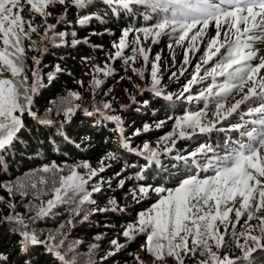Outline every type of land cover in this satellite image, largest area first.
Listing matches in <instances>:
<instances>
[{"label":"trees","instance_id":"16d2710c","mask_svg":"<svg viewBox=\"0 0 264 264\" xmlns=\"http://www.w3.org/2000/svg\"><path fill=\"white\" fill-rule=\"evenodd\" d=\"M66 3L69 8L68 15L59 17L58 20L55 18L57 26L51 38L46 42L45 48L38 51L40 58L39 63L36 64V75L31 76L33 68L32 63H29L28 69L21 75L22 78L13 77L17 84L27 77L23 87L29 89L28 93L35 88L32 92L31 106L36 109L34 112L36 117L23 120L13 144L0 149V264H59L45 253V248L41 244V246H32L31 251L24 253L21 234L12 228L11 220H2L4 215L21 218L31 222L32 228L38 234H42L37 236L39 240L42 238L49 242L57 240V234L62 228L61 218L57 223H47V217L57 218V216H52L51 213L38 215L36 212L38 205L33 202V197L24 194V197L20 198L16 193V183L24 182L31 175L39 174L46 166L53 169L56 166L69 167L90 161L97 168L103 169L109 164L102 170L101 178L95 182L98 183V191L94 192L96 196L88 203L90 210H98L99 213L89 221H81L79 227L73 230L71 237L75 236L81 246L93 241L99 242L102 250L107 249V254L112 251L106 262L97 261L95 264H129L135 261L134 256L140 244H147L148 233L133 232L135 239L129 238L122 250L117 252V243L112 244L106 240L113 238L121 242L124 239L122 233H119L121 228L139 222L141 213L148 216L153 205L166 196L165 192L156 193L153 189L171 190L179 187L190 177L204 178L203 173L211 169L207 167L209 160L223 157L228 153L223 152L226 149L224 144L227 135L215 133L205 140L181 141L177 138L178 132H176L177 121H182L181 129L188 134L197 133L198 127H191L184 121V117L190 114L200 113L201 123L214 119L210 116L214 114L216 103L221 98L215 95L209 96L207 89L213 88L214 93L219 91L218 86L226 77H212L206 74L205 69L210 70L223 55H226L225 48H222L206 66H203V60L197 62L201 65L199 77L203 79L198 77V82L191 84L186 91L196 68L194 62L199 56L192 62L188 60V63H185L186 58L178 53L175 55L177 60L172 63L173 49L177 46L176 38L180 34L179 31L173 33L169 27L168 33L161 34L159 41H154L150 34L145 37L144 32L141 31L143 28L155 29L154 26L165 15L170 16V13L152 12L144 5H131L130 9H123L119 5L109 4L108 0H86L83 7L68 0ZM86 17L87 21L80 23ZM214 27L211 26L212 29ZM125 30L129 32L127 43L130 44V50L117 58L114 64L116 73L108 75L99 90V93L107 98H113L114 95V106L117 111L114 113L123 122L122 126H119L96 114L102 109L103 101L97 96L96 101L87 98L89 107L86 111L77 108L73 99L69 102L68 100L71 92H84L85 85L82 79L85 71L102 58L116 52L114 45L123 37ZM209 37L210 33L203 43ZM140 39L153 49L154 55L162 52L163 56H168L170 66L163 74L164 81L160 88L163 95L159 96L151 89L137 92L136 86L140 81L135 73H131L130 80L126 79L127 71L124 72V68L133 66L128 57L139 54V51L134 52L133 49H136ZM168 39L173 41L169 43ZM228 39H235L233 33H229ZM250 43L254 44L252 41ZM203 49H206L205 45ZM164 62L163 58L159 60L162 66L165 65ZM250 63L258 62L253 60ZM177 64L178 66L174 68L173 66ZM190 64L192 67L185 71V67L191 66ZM261 75H264V70L261 71ZM31 78L34 86L31 84ZM117 85L119 86L116 93L112 94L113 87ZM119 89H121L120 93H118ZM201 93L204 95L202 96ZM131 95H136L137 103L135 105L132 103L129 107ZM126 101V105L121 107L120 104ZM60 103H65V106L60 112H54ZM260 104L259 97L250 99L244 104L243 111L233 115L223 126L230 129L243 125L241 123L244 119L243 114L259 107ZM68 108L73 109L72 113L66 114ZM256 115L258 120L259 114ZM239 135L241 132L237 135L230 133L229 137L238 138ZM156 141L159 142L160 150L167 149L175 142L179 144L177 162L167 157L164 158L162 167L157 165L150 167L149 162L137 154V152L151 154L154 151L151 142ZM186 156H194L199 160L191 161L186 159ZM141 186L149 188L145 195L146 200L136 205L131 202L128 204L126 197L130 191L139 190ZM27 199L28 201L25 202ZM72 200L79 206L85 203L80 194L74 195ZM110 201L119 203H110ZM25 204L27 207H23ZM105 206L106 211L101 213V209ZM15 207L18 213L12 212ZM51 210L57 209L52 207ZM115 210H118V213H115ZM63 211L70 212L66 209V205H63ZM58 214L63 215L59 210ZM257 215L264 216V211ZM230 219H236L234 213L230 214ZM245 220L246 216H242L234 228L229 225L224 246L213 247V251L222 258L232 260L233 264H264V257L246 262L245 249L240 246L246 243V238L233 236L234 232L245 231L247 227ZM248 224L255 227L254 235L260 234L257 219H252ZM222 229H224L223 225L220 226L223 233ZM28 230L35 233L30 228ZM202 259L207 257L198 253L195 257H185V263L199 264ZM170 264L176 262L172 260Z\"/></svg>","mask_w":264,"mask_h":264},{"label":"snow or ice","instance_id":"6c2138e0","mask_svg":"<svg viewBox=\"0 0 264 264\" xmlns=\"http://www.w3.org/2000/svg\"><path fill=\"white\" fill-rule=\"evenodd\" d=\"M53 3L65 4L66 0H0V39L5 46L4 50L0 51V73L8 71L15 77L23 70L21 57L25 50L20 44L21 36H27L25 23L31 31H36L31 20L25 21L21 15L24 5L30 6V11L51 15L50 12L45 13L43 10ZM72 3L83 7L86 0H72ZM108 3L119 5L123 9H130L131 5H144L152 12L170 13V16L165 15L154 26L156 31L153 28H143L141 31L144 32L145 37L149 33L159 37L161 34H167L166 30L171 27L173 33L177 31L180 33L176 40L177 44L189 38V33L197 29L190 37L194 47L197 37L205 34L204 29H207L210 23L214 24L216 35L208 41L207 53L202 62L207 64L221 52L222 48L226 49V55H223L214 67L210 70L205 69L206 74L212 77H226L218 86L219 91L214 93L213 88L207 89L209 96L215 95L221 98L216 103L215 115L219 119H226L253 97H259L261 100L260 106L250 109L249 112V114H259V119L252 122L259 127L241 132L242 136L248 138L247 143H241L223 157L209 160L207 167L213 170V175L203 179L196 176L185 179L174 190L153 189L156 193L167 191V195L153 205L148 216L144 213L140 214L138 231L148 233L146 250L151 252L157 261L172 258L176 264H185V257H195L199 253L207 257L200 260L199 264H233L231 260L218 256L213 251V247L224 246L229 225L234 228L242 216H246L247 227L245 231L234 232L233 236L246 238V243L240 245L244 247L245 255L255 251L256 248H264V216L257 215L264 211V154L261 151L264 149V75H261V71L264 70V55H260L250 43L255 40L264 42V0H218V2L217 0H108ZM87 19L86 17L80 23H85ZM198 25L202 27L197 28ZM222 25L225 29L223 40H221ZM48 27L53 26L48 25ZM229 33H233L235 39H228ZM128 35V30H125L117 46L120 50L125 47L124 38ZM9 49L14 51L9 52ZM190 50L192 49L189 48L188 51ZM133 51H139L144 61H148V55L143 47ZM115 56L120 57L121 51L118 50ZM128 59L134 62L135 56ZM155 59L159 61L160 57L157 56ZM253 60H258V63H250ZM185 63H188L187 59ZM158 70V65L154 63L151 72L154 84L159 83ZM200 71L201 65L197 64L186 91L191 84L198 82ZM26 80L27 77L24 78V81ZM24 81L17 84L12 79H0V149L12 145L17 138L23 123L21 115L25 111L35 115L31 112L32 96L28 94L29 89L23 87ZM96 83L98 84L99 81ZM245 88H247L246 92ZM31 91L34 92L35 88ZM241 93H243L241 99L226 107L225 102L229 97ZM104 107L109 108L110 105L105 104ZM72 111V108H68L66 114ZM200 116V113L190 114L184 117V121L191 127H198L200 132L209 131V127L201 124ZM107 118L118 119L113 116ZM44 122L51 123V121ZM180 135L183 136L184 133L181 132ZM43 171L48 172L50 169L46 166ZM92 175H96L95 170ZM85 183L84 178L76 171L62 177L60 187L55 188L54 198L47 201V209L41 208L38 215H47L56 202L62 200V195L67 196L69 191L73 195L84 193ZM148 191L149 188L145 186L139 189V193L144 195H147ZM87 199L88 195L85 194L83 200ZM110 203L115 202L110 201ZM232 213L235 215V220L230 219ZM254 218L259 221V235H254L255 227L248 224ZM8 219L13 218L8 217ZM18 222L26 229L22 219ZM217 222L224 226L223 233ZM135 231L137 228L130 226L124 232V236L135 239L132 235ZM20 234L24 246L46 243L39 240L35 233L27 230H22ZM50 239L54 240L55 237ZM112 243L117 242L114 240ZM92 247L97 246L92 245ZM49 251L55 249L49 247ZM55 255L64 261V264H70L59 251H55Z\"/></svg>","mask_w":264,"mask_h":264},{"label":"rangeland","instance_id":"374dc122","mask_svg":"<svg viewBox=\"0 0 264 264\" xmlns=\"http://www.w3.org/2000/svg\"><path fill=\"white\" fill-rule=\"evenodd\" d=\"M72 3V0H68ZM67 3L65 4H59V3H53L50 4L46 9H44L43 11L45 13L50 12L51 15H41L40 13L34 12V11H30V6H28L27 4L24 5L23 11L21 12V15L24 17L25 21L31 20L32 22V26L35 27L36 31L33 32L28 28L27 23H25L24 27H25V32L27 33V36L22 35L21 36V44L20 46L24 48V53L23 56L21 57L22 60V72L15 76L17 78L20 79L22 73L24 71H26L29 67V63H32V68L33 70H31V76H34V73L36 71V64L37 61L40 58V55L38 54V51H41L42 49L45 48V44L46 42L49 41V39L52 36V33L55 29V27L57 26L56 24V19L58 20L59 17H63L65 15H68V10L69 8L67 7ZM56 18V19H55ZM48 25H52V28H49ZM214 25L212 23H210L209 27L207 29H204V35L197 37V40L194 42V47H193V41L190 39V37L196 32L197 29H193V31L191 33H189V38L185 39L183 42H181L180 44H177V46L173 49V54H172V63H174L177 58L175 55H177L178 53L181 54L183 57H185L187 60H189V62H192L193 59H195L197 56H199V59L194 62L197 65V62L199 60H203L206 56L207 53V44L208 41L212 38L215 37L216 35V28L214 27L213 29L211 28V26ZM202 27L201 25H198L197 28ZM212 29V30H211ZM224 27L222 25L221 28V40L224 39L223 36V32H224ZM154 31H156L154 29ZM166 32L168 33V29L166 30ZM210 33V37L208 38V40L203 43L207 37V34ZM150 37L155 41V40H160V36L156 37L154 35V33H149ZM148 37V36H147ZM169 38V37H168ZM122 39V38H121ZM121 39L116 42V44L114 45L116 52L119 50L121 51V55L124 54L125 51L130 50V44L127 43V39H129V37L124 38L125 40V47L120 50L117 46L120 44ZM148 39V38H147ZM172 39H175V37H172ZM158 40V41H159ZM169 40V39H168ZM177 40V38H176ZM173 41V40H169V43ZM256 47L255 49L258 51V53L260 55H264V42L260 41V40H255L254 41ZM187 44V45H186ZM186 45V46H184ZM203 45L206 46V49H203ZM145 45L142 41V39H140L139 43L137 44L136 49L138 50L140 47H143V49L145 50L146 54L148 55V61L145 62L143 59V56L140 54H137V56H135V61H131L133 64V66H129V67H125L124 68V72L127 71L126 74V79L130 80L131 78V73H135L137 75L138 80L140 81L139 83H137V92H143L145 89H151L153 90L155 89H160L161 85H163V74L165 73V70L168 69V67L170 66L169 62H168V56H163L162 52H159L158 54L154 55V51L153 49L150 48V46ZM5 48V46L3 45V40L0 39V51H3ZM191 48L192 50L188 51V49ZM14 51V49H9V52ZM115 52V53H116ZM114 54H109L106 57L102 58L100 61L94 63L92 65V67L88 68V71H85L84 75H83V81L82 83L85 85V89L84 92L82 93H77V92H71L70 93V98L68 100V102L70 100H74L75 106H77V108L79 107V109H82L83 111L89 107L87 103H89V101H87V98H90L92 101H96V96L100 99H102V104H101V108L100 111H98V115L106 119H108V116H113V117H117L118 119H113L110 120L108 119L109 122L114 123L116 125L122 126V120L119 116H117L115 113L117 112L115 110V106H114V95L113 98H107L106 96H103L99 93V90L101 89V86L105 83L106 77L109 75H113L116 73V67L114 66L116 60L118 57L115 56ZM19 55V54H17ZM154 55V57H153ZM134 56V55H133ZM152 56V57H151ZM159 56L160 59H164V66L160 65L159 61H156V57ZM216 57V56H215ZM214 58V57H213ZM159 59V60H160ZM258 62V60H256ZM210 62V61H209ZM209 62L207 64H209ZM157 64L158 65V72H157V79L159 80V83L154 84L151 72L153 70V64ZM203 66H206L207 64H204L202 62ZM191 65V64H190ZM195 65V66H196ZM123 66V65H121ZM177 65H174L173 67H177ZM191 66L185 67V71H187ZM173 68V69H174ZM196 69V68H195ZM195 69H194V73H195ZM142 73V75L140 74ZM174 74V73H173ZM176 74V73H175ZM22 78V77H21ZM0 79H12L13 80V76L11 75L10 72L8 71H4L3 73H0ZM14 81V80H13ZM99 81V83L97 84L96 82ZM31 84L34 86V84L32 83V78H31ZM117 86L113 87V92L112 94L116 93L117 90ZM188 86V85H187ZM84 87V86H83ZM189 88V87H188ZM259 90V89H258ZM121 89L118 90V93H120ZM247 91V88H245V92ZM29 95L32 96V92L28 93ZM75 94V95H74ZM243 93L236 95L234 94L231 99L229 98V100H227L226 103V107L231 106V104L235 103L236 100L241 99ZM136 95H131L130 97H132V100H130L129 105H131L133 103V105H135L137 103V99L135 97ZM127 103L123 102L120 104V106H125ZM105 104H109L110 107L109 108H105L104 105ZM65 106V103H60L58 106H56V108L54 109V112H60L61 108ZM127 107V106H126ZM130 107V106H129ZM243 109V104L241 105L240 109L237 110V112L232 113L231 115H235L236 113H238L240 110ZM216 111V109H215ZM223 111V110H222ZM31 112L34 113L36 112V109L34 110L33 107L31 106ZM115 112V113H114ZM18 115H20L19 113H17ZM28 116V118H35V115H31L29 114L28 111H25L22 115H21V119L23 120H28L26 117ZM214 119L209 120V121H205L203 123H201L204 126L210 127L212 125H214V123L218 124L221 120L224 119H219L216 115L215 112L212 116H210ZM229 117V116H228ZM179 123V126H178ZM182 121H177L176 123V132L178 137L177 138H182L183 136L180 135L181 132L184 133V135H187L188 132L181 129L180 125H181ZM169 133V132H168ZM158 141L156 142H151V145H154V152L159 151L160 149H158ZM162 150V149H161ZM264 150V149H262ZM87 165V166H85ZM109 166L106 165L105 167ZM104 167V168H105ZM104 168H97L96 165L93 162L87 161V162H83L80 164H75L69 167H60V166H56V168L50 169V171L48 172H40L39 174H34L33 176L31 175L30 178H28V180L24 181V182H20V183H16V190H17V196L22 198L24 197L23 193H26L25 196H32L33 197V202L38 205L37 211L39 212L41 208H45L47 209V201L50 199H53L55 196V188L60 187V180L62 177H66L69 176L72 171H76L80 176H82L84 178V180L86 181L85 185H84V193H79L80 197L84 196L85 194L88 195V199L85 200V203L82 206H79L77 204H75V202L72 200L73 199V193L71 191H69L67 196H63L62 195V200L59 202H56L55 206L53 208H56V211L53 210H49L47 212V214L51 213V215H56L57 218H46V222L49 223H57L58 220H62V228L60 229L59 233L57 234V237L55 241L49 242V240L47 241V239H41V241H45L46 243H39L36 245H32V244H28L27 246H24L23 251L24 253L31 251V248H33L32 246H43V248H45V253L48 254L51 258L55 259L57 262H59V264H64V261H61L56 255H55V251H59L61 253V255H63L65 257V259L67 261L70 262H75V264H95L97 261L99 262H106V260L108 259V255L110 253H112V251H109L110 253L107 254V249L106 250H102L101 244H99V242H93L90 241L87 245H79V242H77L75 236L71 237V234L73 233V230H76L77 227H79L80 222L81 221H89L91 219V217L95 216V214L99 213L98 210L92 211L88 208V203L92 200L93 197L96 196V194L94 193L97 189V184H95L96 181H98L99 178H101L102 175V170H104ZM93 170H95L96 175H92ZM211 176V175H208ZM44 181H46V183H44ZM33 185H35V187H33ZM175 188H172L171 190H174ZM165 195H167V191H165ZM71 197V199L69 198ZM146 200V196L144 194L139 193V190H132L130 191V194L126 197V202H128V204H130V202L133 205H136L138 203L144 202ZM28 199L25 201L27 202ZM96 203V201H94ZM118 201H115V204H118ZM68 204V205H67ZM14 205V203H13ZM63 205H66V209H68L70 212L67 213L66 211H63ZM26 204L23 206L25 207ZM128 206V205H125ZM27 207V206H26ZM31 207V206H30ZM88 210L87 213H85V211ZM107 207H103L101 210V213H104L106 211ZM17 208L15 207V209H13V213H18V211H16ZM58 210L61 211V213L63 214L62 216H60L58 214ZM115 213H118V210H115ZM20 215V214H18ZM41 216V215H40ZM59 216V217H58ZM8 217H12L11 215L7 216L4 215L2 217V220H6L9 221L11 220L12 223V228L18 232L21 233L23 229L22 225L18 222L19 220H21V218H17V217H12L13 219H8ZM23 220V219H22ZM25 221V222H24ZM24 225H26V229L27 231H29L28 229L30 228L32 231H34L37 236H41L42 234H38L36 232V230L34 228H32V223L31 222H27L26 220H23ZM218 226L220 227L221 225L219 224V222H217ZM130 226H134L137 228L138 231V227L139 224L134 223L131 225H126L125 227H122L120 230V234L122 233L123 236V240L121 242H117V251L122 250V248L125 246V243L129 240L130 237H125L124 236V232L126 230L129 229ZM22 227V228H21ZM224 230V229H222ZM135 231V232H137ZM225 238H226V234H225ZM106 239V237H105ZM69 240V241H68ZM113 238H109L108 240H106V242H111L113 241ZM41 244V245H40ZM113 244V243H112ZM92 245H96L97 247L93 248ZM140 248L138 250V252L135 254V261L129 264H170L173 261H175L172 258H166L162 261H157L154 257V255L151 252H148L146 250V243L140 244ZM49 247H53L55 249V251H49ZM120 247V248H119ZM115 252V253H116ZM114 253V252H113ZM187 264V263H185Z\"/></svg>","mask_w":264,"mask_h":264},{"label":"water","instance_id":"95a60500","mask_svg":"<svg viewBox=\"0 0 264 264\" xmlns=\"http://www.w3.org/2000/svg\"><path fill=\"white\" fill-rule=\"evenodd\" d=\"M17 115H18V114H17ZM26 118L29 119L28 116H27ZM25 120H26V119H25Z\"/></svg>","mask_w":264,"mask_h":264}]
</instances>
